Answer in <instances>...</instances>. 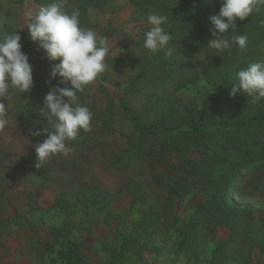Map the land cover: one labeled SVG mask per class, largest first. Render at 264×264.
<instances>
[{
    "label": "rangeland",
    "instance_id": "374dc122",
    "mask_svg": "<svg viewBox=\"0 0 264 264\" xmlns=\"http://www.w3.org/2000/svg\"><path fill=\"white\" fill-rule=\"evenodd\" d=\"M48 2L51 0H0V17L4 18L0 30L27 29L25 13L35 12ZM64 2L66 11L75 4L74 0ZM133 3L134 0H113L100 7L87 8L89 25L86 28L107 37L109 44L106 70L84 88L88 94L94 93L96 100L91 131H83L75 141L66 142L72 151L50 157L54 162L48 170L41 167L43 174L34 171L27 159L36 157V139L45 134L32 136L30 130L35 127L51 130L55 118L37 114L31 129H27L17 119L20 103L14 105L13 94L5 101L9 123L0 130V264H63L49 249H56L61 240L54 235V230L80 243L83 264H210L211 250L220 241H226L228 254L222 264H264V164L247 162L240 171L231 163L233 159L247 160L264 146V121L248 125L238 135L242 138L240 141L237 138L226 141L229 147L219 149L218 156L215 154L217 163L212 169L201 170L204 174L201 183L195 177L198 186L213 182L217 188L223 187L227 204L244 211L241 212L242 233L245 236L252 233L254 247L248 250L237 244L226 226L211 221L198 229L180 253L176 252L180 235L175 225L185 224L190 213L206 198L202 188L189 189L190 172L197 169L195 163L202 155L197 148L204 142L195 143L198 139L185 121L199 110L202 113H197V123L207 117L211 106L202 109L209 89L207 80L199 76L179 90L174 91V86L168 89L177 96L176 112L182 124L173 123L170 135L159 131L139 135L132 129L129 118L116 108L111 127L104 126L100 115L106 99L104 90L117 103L122 94L121 86H126L129 78L146 62H158V55L163 53L152 54L143 47L144 33L150 25ZM259 10L264 11V7ZM211 28L210 20L197 22L194 32L206 37L211 35ZM255 32L257 29L244 32L248 40L251 36L258 38L245 49L255 50L264 62V36ZM33 46L38 48L34 42ZM174 46L177 53L173 58L180 63L170 72H180L181 78L194 76L205 61L219 60L228 52L211 55L202 45L191 50L188 56L180 46ZM150 90H136L131 94L130 102L144 117L148 112L143 110V102ZM256 110L264 111V98L254 99L248 112L251 115ZM211 140L218 147L225 139L219 134ZM170 141L198 151L200 156L191 160L184 156L181 163L184 166L174 168L170 159L177 162L179 159L171 152ZM236 173L238 179L234 181ZM175 184L181 186L177 197L170 191ZM90 189L106 192L109 201L92 204L87 199ZM11 195L15 208L9 202ZM15 210L21 215L22 224L14 222ZM150 210L163 213L155 226L147 229L150 235L143 239L139 232L146 227ZM252 227L260 231L250 230ZM129 235L143 242L141 252L134 245L122 247ZM235 245H238L237 251Z\"/></svg>",
    "mask_w": 264,
    "mask_h": 264
},
{
    "label": "trees",
    "instance_id": "16d2710c",
    "mask_svg": "<svg viewBox=\"0 0 264 264\" xmlns=\"http://www.w3.org/2000/svg\"><path fill=\"white\" fill-rule=\"evenodd\" d=\"M75 4L69 10L71 12L74 8L79 9V19L82 27H88L87 20V8L88 7H100L113 0H74ZM192 1V2H190ZM222 0H134V5L142 11L145 20L147 21V14L151 12H157L168 16V23L164 26L166 31L171 32L173 45H178L183 49L184 55L190 56L191 50H194L197 46H206L207 41L210 38H214L211 35L206 37L198 35L194 32L195 24L197 22H206L209 20V16L219 11ZM247 29H251L259 35L264 36V11L259 10L251 14L248 18L243 21L237 19V26L235 32L229 30L226 36L244 35ZM6 31L19 32L21 35L22 51L28 54L29 62L33 69V80L34 84L28 93L19 94L13 90L10 93L13 94L14 105L20 103L17 108L18 121L24 123L27 129H31L32 121L35 115L39 114L40 106H42L43 98L49 91L52 85H55L57 81L49 77L50 65L52 63H58L57 61H49L45 58L43 50L33 46V42L30 40L27 29H18L11 27ZM253 35V34H252ZM258 38L250 37L247 46L254 43ZM250 43V44H249ZM182 45V47H181ZM238 50L239 52H236ZM158 62H146L138 72L132 75L126 86H121L122 94L117 103H115L112 97L109 95L107 90L102 89L104 96V108L101 112L102 122L105 127H111L113 116L115 115V108L119 110L123 116L128 117L132 124V129H136L139 135L141 134H153L155 132H167L169 135L173 131L171 125L175 123L176 126L182 125L181 118L176 112V100L177 96L174 91L181 89L183 86L188 85L199 76H202L207 80L209 89L206 91L205 99L203 103V110L207 105L211 106L209 113L206 118L202 117L201 122H196V117L201 114L199 110L197 113L189 115L185 124L189 125L190 131L195 134L198 141L195 143L204 142L202 146L197 148L202 153L200 156L199 152H193V149L187 147L177 146L173 141L169 142L171 152H175L178 155V162L170 159V165L172 167H182L181 163L186 156L187 159L191 160L198 158L196 170L190 172V188L189 189H201L203 196L206 198L201 201L199 207L195 208L192 213L188 216L181 227L175 228L179 233V241L176 244V252L180 253V250L185 245L191 242L194 234L201 227L209 224L211 221H215L219 225L226 226L230 231V236L237 244H241L244 248L250 250L254 247L255 242L253 240L252 233L245 236L242 232L241 221L243 210L236 209L234 206L227 204L225 199V193L223 187L217 188L215 183L211 182L212 185L198 186V182L195 177H198L201 183L202 174L201 170L206 169L209 171L217 163L215 160L216 155H219V149H228L226 141L231 138H237L239 141L245 128L255 122L264 121V111H258L252 113L248 112L253 102L252 97H248L245 94L237 93L235 96H230L229 92L232 87V83L236 82V73L248 66L252 62H261L262 59L257 56L255 50H239L233 46L230 52H226L219 60H207L205 61L194 76H186L181 78L180 72H170L174 69L178 62L173 57L169 58L161 53L157 57ZM116 86H120L119 82H115ZM62 86V85H61ZM171 86H174L173 92H168ZM150 88V92L146 95L143 102V110L148 112V116L144 117L141 112H138L136 107L130 102L131 94L136 90H145ZM80 102L83 105L89 107L90 111L94 116V109L96 100H94L93 94H88L86 91L78 93ZM30 112V113H28ZM25 113V115H24ZM196 118V119H195ZM150 119L145 122L144 120ZM83 130H80V133ZM221 135L225 140L217 144L212 142L211 137ZM46 138L44 136L38 137L36 142H42ZM35 140V139H34ZM189 154V155H188ZM243 159V158H242ZM260 161L261 165L264 164V146H261L254 156H250L247 160L233 159L231 163L233 168H239L243 171L246 167V163L256 164ZM27 162L32 166L34 171L42 173L43 169L48 170L49 165L54 162V159L49 158L43 169L36 166V157L27 159ZM203 171V170H202ZM199 173V174H198ZM238 175H234V181H236ZM203 186V187H202ZM226 187V186H225ZM181 186L176 185L170 188L173 196L177 197L180 193ZM13 194V193H11ZM88 201L92 204H98L99 202L107 203L109 201L108 194L106 192H100L90 189L87 196ZM10 204L15 208V201L13 196H10ZM14 222L22 224L23 219L19 214L18 210H15ZM162 211L156 212L150 210L147 213V225L139 232V235L146 239L150 235V231L147 229L158 220ZM175 216H173V220ZM252 231H260V229L250 228ZM54 235L61 239L58 247L55 249L50 247V251H54L56 259L63 264H83L84 257L80 251V243L69 239L61 231L54 230ZM134 245L137 247L138 252L143 249V242H139L138 238L129 235L125 238L122 247ZM227 243L216 242L215 246L211 250L210 264H222L224 257L228 256L226 252ZM237 246L234 249L237 251ZM242 252L245 250L241 247ZM239 251V250H238ZM54 260V258H51Z\"/></svg>",
    "mask_w": 264,
    "mask_h": 264
},
{
    "label": "clouds",
    "instance_id": "9594fccd",
    "mask_svg": "<svg viewBox=\"0 0 264 264\" xmlns=\"http://www.w3.org/2000/svg\"><path fill=\"white\" fill-rule=\"evenodd\" d=\"M261 7L264 0H222L219 11L209 16L214 37L207 41L211 55L230 52L233 46L243 51L247 47V35L226 34L229 30L235 32L237 19L243 21ZM25 15L30 40L43 50L47 60H58L49 70L50 80L57 83L49 88L39 109L42 117L55 118L51 130L49 127L30 130L32 136L46 133V138L34 145L39 168L53 155L71 152L66 142L75 141L80 130L91 131L93 113L80 102L78 93L106 70L109 44L107 37L82 27L79 9L66 11L64 0H51ZM147 22L150 29L144 33L143 47L149 53L163 52L166 57H173L177 48L171 43V32L164 27L168 16L151 12L147 14ZM3 23L4 18L0 17V25ZM20 41L19 32L0 30V130L9 123L5 101L10 90L24 94L34 84L33 69ZM231 85L230 96L242 93L256 100L264 98V62L249 63L236 73V82Z\"/></svg>",
    "mask_w": 264,
    "mask_h": 264
},
{
    "label": "crops",
    "instance_id": "0c3cea01",
    "mask_svg": "<svg viewBox=\"0 0 264 264\" xmlns=\"http://www.w3.org/2000/svg\"><path fill=\"white\" fill-rule=\"evenodd\" d=\"M24 2V1H23Z\"/></svg>",
    "mask_w": 264,
    "mask_h": 264
}]
</instances>
